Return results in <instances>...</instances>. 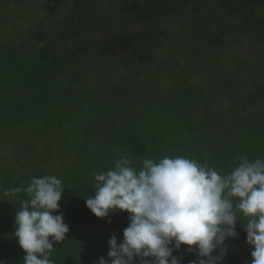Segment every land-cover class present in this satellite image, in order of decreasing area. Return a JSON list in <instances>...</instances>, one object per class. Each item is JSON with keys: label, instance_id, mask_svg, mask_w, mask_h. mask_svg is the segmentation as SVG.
Listing matches in <instances>:
<instances>
[{"label": "trees", "instance_id": "1", "mask_svg": "<svg viewBox=\"0 0 264 264\" xmlns=\"http://www.w3.org/2000/svg\"><path fill=\"white\" fill-rule=\"evenodd\" d=\"M55 33L0 38V261L23 264L15 215L33 177L62 181L67 239L54 264H98L123 240L86 206L120 153L184 156L224 176L264 159V0H57ZM61 6V8H57ZM243 46L254 50L251 57ZM234 202L235 199H234ZM60 214V213H56ZM242 224L247 219L238 213ZM224 264H251L237 222ZM182 264L196 259L183 248Z\"/></svg>", "mask_w": 264, "mask_h": 264}, {"label": "clouds", "instance_id": "2", "mask_svg": "<svg viewBox=\"0 0 264 264\" xmlns=\"http://www.w3.org/2000/svg\"><path fill=\"white\" fill-rule=\"evenodd\" d=\"M229 174L184 157L146 158L142 167L120 153L115 168L94 176L87 208L109 223L110 214L128 213L123 240L113 234L107 259L98 264H182L183 248L196 259L189 264H224L228 241L239 238L237 222L252 249L251 264H264V159L240 157ZM65 187L54 175L33 177L15 215V232L25 252L23 264H54L50 253L70 229L60 210ZM234 199L236 202H234ZM60 213V214H56ZM238 213L247 219L239 220ZM0 264H4L0 261Z\"/></svg>", "mask_w": 264, "mask_h": 264}, {"label": "rangeland", "instance_id": "3", "mask_svg": "<svg viewBox=\"0 0 264 264\" xmlns=\"http://www.w3.org/2000/svg\"><path fill=\"white\" fill-rule=\"evenodd\" d=\"M70 0H67L69 4ZM62 2L65 3L64 0ZM57 0H0V38L15 39L21 35L27 40L31 32L41 28L46 35L55 33V18L59 17L57 9L49 8L58 5ZM57 8H61L58 6ZM31 31V32H30ZM20 38H17L19 42ZM247 57H251L254 50L243 46Z\"/></svg>", "mask_w": 264, "mask_h": 264}]
</instances>
